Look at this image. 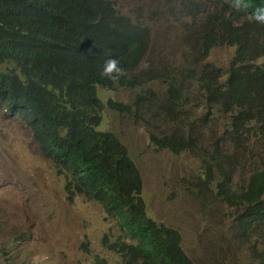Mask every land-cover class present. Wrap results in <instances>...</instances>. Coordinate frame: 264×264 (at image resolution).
Listing matches in <instances>:
<instances>
[{"label": "trees", "instance_id": "1", "mask_svg": "<svg viewBox=\"0 0 264 264\" xmlns=\"http://www.w3.org/2000/svg\"><path fill=\"white\" fill-rule=\"evenodd\" d=\"M262 8L264 0H164L165 15L184 19L179 29L193 54L162 57L158 46L157 59L146 64L153 28L122 13L113 0H0V105L29 128L67 177L70 201L83 195L117 221L124 235L104 243L122 256L117 264L198 263L184 250L179 230L148 216L144 179L127 146L98 129L100 88L163 83L162 95L150 86L133 105L110 99L109 106L121 113L151 112L164 123L186 120V128L152 132L151 140L206 162L217 195L235 209L246 239L262 235L264 23L255 18ZM218 46L235 48L223 69L207 61ZM109 58L125 70L118 80L101 74ZM221 114L230 118L219 131ZM238 160L251 168L241 188L234 184Z\"/></svg>", "mask_w": 264, "mask_h": 264}, {"label": "rangeland", "instance_id": "2", "mask_svg": "<svg viewBox=\"0 0 264 264\" xmlns=\"http://www.w3.org/2000/svg\"><path fill=\"white\" fill-rule=\"evenodd\" d=\"M113 2L122 13L153 28L146 64L157 59L158 46L162 57L181 50L193 54L179 29L184 19L176 21L178 17L165 15L164 0ZM185 22L192 25L191 20ZM234 51L233 46H218L207 61L226 68ZM150 86L161 95L165 91L158 81L133 90L100 88L104 111L98 127L118 135L140 168L148 216L179 230L184 250L198 264H264V231L251 241L246 239L235 221V209L217 195V184L209 177L206 162L189 151L176 154L159 148L151 140L152 132L169 133L174 125L186 128V120L164 123L151 112L136 109L132 114L121 113L109 106L110 99L133 105L137 94H144ZM198 96L190 102H196ZM202 112L200 109L195 116ZM229 118L219 115V131ZM208 148L212 149L210 143ZM234 168V184L241 188L248 182L251 168L239 160ZM67 181L42 153L29 128L0 105L1 263L117 264L123 260L104 244L106 238L116 241L124 235L117 221L101 204L83 195L70 201Z\"/></svg>", "mask_w": 264, "mask_h": 264}, {"label": "clouds", "instance_id": "3", "mask_svg": "<svg viewBox=\"0 0 264 264\" xmlns=\"http://www.w3.org/2000/svg\"><path fill=\"white\" fill-rule=\"evenodd\" d=\"M255 18L258 22L264 23V8L258 9ZM101 74L109 79L118 80L125 74V70L119 66V61L116 58H109L105 61Z\"/></svg>", "mask_w": 264, "mask_h": 264}, {"label": "bare ground", "instance_id": "4", "mask_svg": "<svg viewBox=\"0 0 264 264\" xmlns=\"http://www.w3.org/2000/svg\"><path fill=\"white\" fill-rule=\"evenodd\" d=\"M227 43V42H226ZM228 45V44H227ZM220 47V46H219ZM258 238V237H257ZM263 245V244H262ZM253 247V245H251ZM263 249V248H262Z\"/></svg>", "mask_w": 264, "mask_h": 264}]
</instances>
